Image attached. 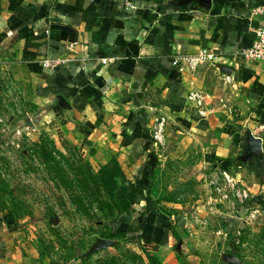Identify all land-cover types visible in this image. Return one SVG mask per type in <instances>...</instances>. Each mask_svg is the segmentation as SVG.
Returning a JSON list of instances; mask_svg holds the SVG:
<instances>
[{"label":"crops","instance_id":"obj_1","mask_svg":"<svg viewBox=\"0 0 264 264\" xmlns=\"http://www.w3.org/2000/svg\"><path fill=\"white\" fill-rule=\"evenodd\" d=\"M263 6L264 0H0V64L28 84L52 139L72 136L95 157L119 163L139 189L134 209L146 212L135 214L131 232L162 247L178 219L152 197L156 160L187 159L197 150L254 195L264 192V66L238 57L263 25L253 14ZM203 50L220 58L194 72L174 66L177 56ZM46 59L67 62L49 68ZM161 119L164 151L153 139ZM132 218L123 217L130 225ZM6 242L0 239V264H23Z\"/></svg>","mask_w":264,"mask_h":264},{"label":"rangeland","instance_id":"obj_2","mask_svg":"<svg viewBox=\"0 0 264 264\" xmlns=\"http://www.w3.org/2000/svg\"><path fill=\"white\" fill-rule=\"evenodd\" d=\"M43 122L28 84L16 81L0 64V239L23 264H101L111 255L119 256L116 264H150L149 257L161 264H233L231 256L237 264H264V192L254 195L236 177L235 188L229 186L197 150L187 159L156 160L152 197L178 219L170 244L154 246L141 241L139 231L131 232L138 212L134 207L131 225L123 217L112 223L124 235L98 239L91 229L99 221L65 216L66 193L56 187L36 144L46 134L68 159L80 157L96 170L112 160L95 157L93 149H82L72 136L52 139ZM165 144L159 146L163 151ZM86 251L92 253L83 261Z\"/></svg>","mask_w":264,"mask_h":264},{"label":"trees","instance_id":"obj_3","mask_svg":"<svg viewBox=\"0 0 264 264\" xmlns=\"http://www.w3.org/2000/svg\"><path fill=\"white\" fill-rule=\"evenodd\" d=\"M36 147L49 173L53 175L56 187L66 193L68 201L62 203L66 209L65 216L77 214L80 217L85 216L93 221H99L100 224L96 225L97 227L92 226L91 229V234H96L98 239L108 240L124 235L115 231L112 223L132 215L139 189L126 177L119 163L112 159L111 165L96 170L90 162L80 157L74 160L68 159L60 153L46 134ZM55 154L61 157V160H58ZM163 211L166 212L165 209ZM168 214L171 217L175 216L172 212ZM70 250L76 252L77 247L71 245ZM91 253L86 251L80 257L83 261H88ZM118 259L119 256L111 255L105 257L101 264H116ZM149 261L150 264H161L155 257H149Z\"/></svg>","mask_w":264,"mask_h":264},{"label":"built area","instance_id":"obj_4","mask_svg":"<svg viewBox=\"0 0 264 264\" xmlns=\"http://www.w3.org/2000/svg\"><path fill=\"white\" fill-rule=\"evenodd\" d=\"M254 15L261 16L264 19V6L256 8L253 11ZM238 57H240L242 60L258 63L264 66V20L263 25L260 26V28L257 30V37L255 41L252 43L250 47L244 48L241 51L238 52ZM220 57L215 54L212 50H203L197 54H191V55H185V56H177L174 60V66L182 71L184 69V66L187 65L191 71H195L198 69V67L205 63V62H215ZM66 60L63 59H57V60H43L42 65L44 67H56L57 65H60L64 63ZM67 62V61H66ZM106 63V61L104 62ZM197 95L193 94L191 95V98H195ZM164 126H165V119H161L159 124L155 127L153 132V139L154 143L158 145H162L164 143ZM224 181L229 184V186H232L235 188L236 185V179L233 175H231L229 172H223ZM244 195L247 194V192L243 193ZM237 195L242 196V193L240 190H237Z\"/></svg>","mask_w":264,"mask_h":264},{"label":"water","instance_id":"obj_5","mask_svg":"<svg viewBox=\"0 0 264 264\" xmlns=\"http://www.w3.org/2000/svg\"><path fill=\"white\" fill-rule=\"evenodd\" d=\"M104 243H105V242H104ZM104 243H102V244H104ZM230 261H231L233 264H237V263L239 262L238 258L235 257V256H231V257H230Z\"/></svg>","mask_w":264,"mask_h":264}]
</instances>
